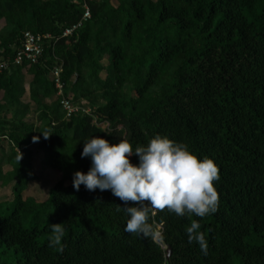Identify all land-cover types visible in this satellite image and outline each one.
Wrapping results in <instances>:
<instances>
[{
    "label": "trees",
    "instance_id": "obj_1",
    "mask_svg": "<svg viewBox=\"0 0 264 264\" xmlns=\"http://www.w3.org/2000/svg\"><path fill=\"white\" fill-rule=\"evenodd\" d=\"M26 32L51 39L37 64L14 65ZM60 61L65 97L89 113L66 117L51 76ZM0 62V264H264V0H0ZM155 134L213 158L220 177L215 214L156 210L159 243L124 231L110 190L72 180L91 165L85 139L135 147ZM42 178L52 184L39 199ZM192 219L207 255L188 243ZM57 223L62 250L48 246Z\"/></svg>",
    "mask_w": 264,
    "mask_h": 264
},
{
    "label": "clouds",
    "instance_id": "obj_2",
    "mask_svg": "<svg viewBox=\"0 0 264 264\" xmlns=\"http://www.w3.org/2000/svg\"><path fill=\"white\" fill-rule=\"evenodd\" d=\"M47 139V130L40 132ZM38 139V138H34ZM21 154V153H20ZM138 158L132 163L131 158ZM90 158L91 165L85 173H73V187L83 185L88 191L110 190L119 198L128 219L124 231L159 243L163 239L164 221L154 219L156 210H167L177 217H199L215 214L219 196L215 182L220 179L218 165L213 158L198 156L184 142L168 135L155 134L146 145L121 138L117 143L93 136L85 139L81 158ZM22 158L18 157L19 161ZM129 202L132 206H129ZM49 247L60 246L65 237L64 223L49 224ZM188 243L195 242L207 255L208 242L201 224L192 219L185 226Z\"/></svg>",
    "mask_w": 264,
    "mask_h": 264
},
{
    "label": "built area",
    "instance_id": "obj_3",
    "mask_svg": "<svg viewBox=\"0 0 264 264\" xmlns=\"http://www.w3.org/2000/svg\"><path fill=\"white\" fill-rule=\"evenodd\" d=\"M90 14L87 10L85 13V18H89ZM73 26L72 28H67L63 32V37H68L73 35V32L79 27ZM46 39H51L50 36L42 37L35 36L30 32L24 33L22 45L17 49L13 64L22 65L28 63L29 65L37 64L40 58L43 56L44 47L43 43ZM10 66L8 62H0V73L7 70ZM51 76L53 77V84L56 90V98H60V104L67 118L74 116L75 114L82 111L83 113H89V109L81 108L73 104L70 100L65 97V84L63 82V64L60 61L59 64L53 67L51 70Z\"/></svg>",
    "mask_w": 264,
    "mask_h": 264
},
{
    "label": "rangeland",
    "instance_id": "obj_4",
    "mask_svg": "<svg viewBox=\"0 0 264 264\" xmlns=\"http://www.w3.org/2000/svg\"><path fill=\"white\" fill-rule=\"evenodd\" d=\"M102 127L106 128L107 126L102 125ZM3 145H4L3 148L0 149V159L3 157V155H7L9 153V147L7 146V144H3ZM35 153L37 155V158L42 163L40 171L43 173H47L50 170L49 163L47 160V153L44 150H42V151H36L35 150ZM43 153H45V154H43ZM41 181H42V185H37V188L36 187L32 188L31 191L35 197H38L39 199H44L46 197L47 188L49 186H51V184H52V180L48 183L46 181V178L45 179L42 178ZM54 182H55V180L53 179V184H54Z\"/></svg>",
    "mask_w": 264,
    "mask_h": 264
},
{
    "label": "water",
    "instance_id": "obj_5",
    "mask_svg": "<svg viewBox=\"0 0 264 264\" xmlns=\"http://www.w3.org/2000/svg\"><path fill=\"white\" fill-rule=\"evenodd\" d=\"M166 253H167L166 258L169 259V257L171 256V248L170 247L166 248Z\"/></svg>",
    "mask_w": 264,
    "mask_h": 264
},
{
    "label": "crops",
    "instance_id": "obj_6",
    "mask_svg": "<svg viewBox=\"0 0 264 264\" xmlns=\"http://www.w3.org/2000/svg\"><path fill=\"white\" fill-rule=\"evenodd\" d=\"M25 100H26V102L29 101V99H28V95L25 96ZM41 151H42V150H41ZM43 154H45V153H43Z\"/></svg>",
    "mask_w": 264,
    "mask_h": 264
}]
</instances>
